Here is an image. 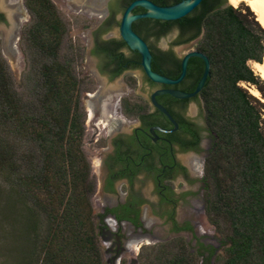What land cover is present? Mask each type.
Returning a JSON list of instances; mask_svg holds the SVG:
<instances>
[{
	"label": "trees",
	"instance_id": "obj_1",
	"mask_svg": "<svg viewBox=\"0 0 264 264\" xmlns=\"http://www.w3.org/2000/svg\"><path fill=\"white\" fill-rule=\"evenodd\" d=\"M225 2L202 0L180 19L142 22H152L156 34L177 27L182 42L199 37L196 50L210 62L197 96L211 140L204 213L217 246L203 245L210 252L203 263L214 255L216 264H264V79L249 65L263 62L264 28L248 5ZM32 8L35 19L24 36L29 66L18 85L0 53V264H105L83 149L81 54L72 46L61 53L68 26L49 0H33ZM151 53L153 71L178 77L180 59ZM203 67L202 59L189 58L178 85L193 91ZM190 249L184 238L142 247L138 264H198L201 253Z\"/></svg>",
	"mask_w": 264,
	"mask_h": 264
},
{
	"label": "flooded vegetation",
	"instance_id": "obj_2",
	"mask_svg": "<svg viewBox=\"0 0 264 264\" xmlns=\"http://www.w3.org/2000/svg\"><path fill=\"white\" fill-rule=\"evenodd\" d=\"M49 1L64 21L63 9L68 7L76 17L91 24V44L87 49L94 60L89 70L91 81H99L100 76L124 79L141 70L144 82L152 88L146 99L123 94L114 100L99 89L87 95L93 109L88 119L94 126L90 139L94 150L87 157L94 181L91 203L99 240L105 244L102 253L109 256L106 263L121 264L126 253H133L135 246L142 248L145 241L155 245L174 238H184L190 250L200 252V260L204 261L210 252L203 245H210L203 243L199 230L200 216L205 212L203 174L209 133L204 121L187 115V104H171L172 95H158L156 101L168 111L172 107L180 116L178 121L169 111L176 124L152 103L151 94L158 89H183L179 83L164 85L148 80L139 52L123 40L121 18L135 0H61L63 4L60 0ZM149 1L159 6L173 4L172 0ZM32 6L33 0H0L3 47L13 48L12 44L26 35L35 19ZM144 12L141 6L131 11ZM142 19L133 21L132 29L150 52H171L181 60L174 47L193 41L196 45L199 39L182 42L186 36L177 27L156 34V26ZM169 36L172 39L168 45L161 47L158 41ZM194 97L197 99L193 101H200L197 95ZM187 153L189 156L182 160L180 156ZM180 207L188 208V212L182 214ZM160 229H166L167 234L163 236ZM210 261H214V255Z\"/></svg>",
	"mask_w": 264,
	"mask_h": 264
},
{
	"label": "water",
	"instance_id": "obj_3",
	"mask_svg": "<svg viewBox=\"0 0 264 264\" xmlns=\"http://www.w3.org/2000/svg\"><path fill=\"white\" fill-rule=\"evenodd\" d=\"M2 1V0H1ZM202 0H182L176 4L173 5H168V6H159L157 4H154L153 2L149 0H135L133 1L125 10L121 22H120V33L123 38V40L133 49H136L140 56H141V66L142 69L147 76V78L154 82V83H159V84H164V85H175L180 83L187 71V63L189 58L191 57H198L203 60L204 67H203V72L198 80V83L193 91H183V90H178V89H171V88H166V89H158L154 91L151 94V101L154 104L156 108H158L162 113H164L174 124L176 122L172 118L171 114L169 111L159 104L156 101V96L161 95V94H170L175 98L179 99H188L196 96L201 89L203 88L206 79L209 75L210 72V62L208 57L201 51L195 50L196 45L195 41L193 42H188L184 45L180 46H175L174 47V52L178 57H181V63H180V74L178 75L177 78H169L167 76H164L158 72H155L152 70V54L149 50L148 45L146 42L137 34L133 31L132 29V23L133 21L140 19V18H153V19H160V20H177L180 19L187 14H189L196 6L199 5V3ZM60 3L63 4V2L60 0ZM236 0H226L225 4L222 7H225L227 5H233L236 4ZM136 6H141L143 7L146 12L141 13V14H132L131 11L136 7ZM65 7V6H64ZM65 17V20L67 23H88L86 21H83L79 19L78 17L75 16L74 12H71V9L68 7H65L63 9L62 13ZM24 28V26H23ZM116 31V29H114ZM172 39V36L162 38L160 41H158V44L161 47H166L168 45L169 40ZM81 40H87V47H86V58H85V69L84 71L89 73V70L93 68L94 66V60L87 54V49L91 44V35L89 31L87 32H81ZM8 45V43L6 44ZM11 48L10 46L8 47H3L0 44V53L3 57V59L6 61L8 64L10 71L13 74V77L15 79L16 84L18 85L23 77L24 73L28 70L29 66V53H28V47L27 43L24 40V37H21L17 41H15ZM131 76H128V78L121 79V76L113 78V79H106L103 76H100V79L103 81H136L139 77H141L142 80V93L143 95L138 96L139 98L146 99L148 98V95L152 91V88L150 85L144 82L143 80V73L141 70H136ZM186 113L188 116L193 118L195 121L202 122L204 121V110L201 101H189L187 103L186 107ZM190 153L183 154L181 155L182 160H186V158L189 156ZM188 208L186 207H180L179 211L184 214L187 211ZM161 234L164 236L167 234L166 229H160L159 230ZM200 233L199 235L202 237V241L206 245H211L216 247L217 246V239L215 236V232L212 230V228L209 226V224L206 222V220L203 218V216H200ZM103 243V242H102ZM152 241H145L142 247L146 246H151ZM105 244L103 243V246ZM135 250L127 254V259L128 260H133L137 259V251L141 250L138 246H135ZM108 258L109 256L106 255ZM137 262V260L135 261ZM202 264L203 261H202Z\"/></svg>",
	"mask_w": 264,
	"mask_h": 264
},
{
	"label": "rangeland",
	"instance_id": "obj_4",
	"mask_svg": "<svg viewBox=\"0 0 264 264\" xmlns=\"http://www.w3.org/2000/svg\"><path fill=\"white\" fill-rule=\"evenodd\" d=\"M240 4H238L235 8L239 7ZM234 7V6H233ZM66 22V20H65ZM68 26V31L67 35L65 38V43L62 46L61 53L67 52L70 47L72 46L73 48L79 49L80 54H81V59L79 60V65L77 67V72L79 76L83 79V84H82V93H81V106L83 108V111L86 114V120H85V135L83 138V149L88 156L91 155L92 151L94 150L93 145L90 144V139L93 137V124L91 121L88 119V114L93 110L92 105H91V100L87 97V95L92 94L94 90L99 89V91L105 95H108L109 97L113 98L116 100L119 96L123 94H130V95H135V96H141L143 95L142 93V80L141 77H139L136 81H103L99 80L96 81L95 79L91 81V76L89 73L85 72V58H86V47H87V40H81V32H87L90 31L91 29V24L89 23H67ZM249 65L251 68L254 70L255 74L256 70L253 68V62L250 61ZM91 77V78H90ZM261 77V76H260ZM262 78V77H261ZM263 79V78H262ZM248 91L251 94H254L253 90L255 88L253 86L249 87L245 84H243ZM255 96H259V94H254ZM93 112V111H92ZM99 118V117H97ZM100 129H102L101 126H99ZM211 143V140H210ZM88 159V158H87ZM203 218L206 220L205 213L201 214ZM208 223V221L206 220ZM209 224V223H208ZM209 226L212 228L214 231L213 227L209 224ZM99 243L101 247H103V243L99 240ZM141 250L137 251V262H133L131 260L127 259V254L124 255L122 258L121 264H138L139 263V253ZM106 255L103 254V260L106 263ZM198 264H202V261L200 260ZM210 264H216L214 261H210Z\"/></svg>",
	"mask_w": 264,
	"mask_h": 264
},
{
	"label": "bare ground",
	"instance_id": "obj_5",
	"mask_svg": "<svg viewBox=\"0 0 264 264\" xmlns=\"http://www.w3.org/2000/svg\"><path fill=\"white\" fill-rule=\"evenodd\" d=\"M236 2L237 3L233 4L232 6L236 7L241 2L248 5L256 15L257 21L264 28V0H236ZM253 68L256 70V73H258V75L264 79V57L262 63L253 62ZM253 91L254 94H259V92L256 89Z\"/></svg>",
	"mask_w": 264,
	"mask_h": 264
}]
</instances>
